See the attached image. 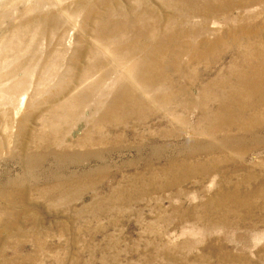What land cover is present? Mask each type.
<instances>
[{
	"label": "rangeland",
	"instance_id": "obj_1",
	"mask_svg": "<svg viewBox=\"0 0 264 264\" xmlns=\"http://www.w3.org/2000/svg\"><path fill=\"white\" fill-rule=\"evenodd\" d=\"M0 264H264V0H0Z\"/></svg>",
	"mask_w": 264,
	"mask_h": 264
}]
</instances>
